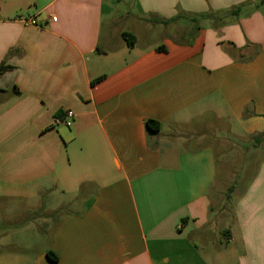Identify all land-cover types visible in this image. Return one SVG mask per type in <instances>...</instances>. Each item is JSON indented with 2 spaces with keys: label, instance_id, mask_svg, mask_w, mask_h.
Listing matches in <instances>:
<instances>
[{
  "label": "crops",
  "instance_id": "crops-1",
  "mask_svg": "<svg viewBox=\"0 0 264 264\" xmlns=\"http://www.w3.org/2000/svg\"><path fill=\"white\" fill-rule=\"evenodd\" d=\"M259 2L0 0V205L42 199L0 264H264V164L224 227L211 195L216 146L264 133Z\"/></svg>",
  "mask_w": 264,
  "mask_h": 264
},
{
  "label": "rangeland",
  "instance_id": "rangeland-1",
  "mask_svg": "<svg viewBox=\"0 0 264 264\" xmlns=\"http://www.w3.org/2000/svg\"><path fill=\"white\" fill-rule=\"evenodd\" d=\"M258 6L261 7L263 5L259 2ZM123 7L124 6L121 8ZM123 9L124 12H129L130 8L125 9L124 7ZM255 10L257 9L255 8ZM143 25L145 26L146 24ZM147 27H150L149 24H147ZM141 33L143 39L151 40L153 43H159L161 40L158 34H150V32H146L144 29H141L140 34ZM233 141L235 144H233V142L222 141L216 146L217 152L221 154L217 157L219 162L218 176L211 195H213L212 203L215 207V217L213 221L217 227L220 228L224 227L226 223H229L236 200L240 194L244 192V189L253 175L259 170L260 166L264 164V142L261 145H255L252 139H233ZM53 190L51 188L49 190L47 189V191L54 192ZM38 200L39 199L36 197L31 201L26 200L22 205H10V208L17 207L20 212L14 221L19 225H14L12 221L7 222L8 219H6V214L8 213V208L7 206L0 205V214L6 219V224L3 225L4 228H12L14 226L16 229L20 228V224L25 222L29 216H32L33 205L37 204L38 206L42 204V199ZM16 211L17 210H15V212ZM222 242L224 243V239H222Z\"/></svg>",
  "mask_w": 264,
  "mask_h": 264
},
{
  "label": "trees",
  "instance_id": "trees-1",
  "mask_svg": "<svg viewBox=\"0 0 264 264\" xmlns=\"http://www.w3.org/2000/svg\"><path fill=\"white\" fill-rule=\"evenodd\" d=\"M260 3H261V5H264V0H260ZM242 6L243 5H239V6L235 7V8H233L232 10H230L227 13V16H229L230 18H232L231 20H233L234 18H238L239 15H240V11H241L240 8ZM182 19H188V20L191 21V23H193L195 25L197 23H199V20H200V18H194V19H192L188 15H178L174 19H170V20H167V21H160V22H157V23H161V24H164V25H170L171 23L177 22L178 20H182ZM122 38H123V40L126 41V43H127V45L129 47H133L136 44V37L132 33L123 32L122 33ZM97 50L99 51L100 49H97ZM157 50H159V51H165V47L164 46H160V47L157 48ZM9 69H12V67L1 65L0 66V73H3V72H5V71H7ZM100 79L101 78L93 81V84L95 82L99 81ZM146 127H147V130H149L151 132H154V133H158L160 131L161 125H160V123H158L156 121L147 120L146 121ZM252 140L255 143V145H261L264 142V133L255 135L252 138ZM85 187H86V184H84V185L81 186V191H80L81 194H82L83 190L85 189ZM47 257L52 262H56L57 261V256L55 254H53L52 252H48L47 253Z\"/></svg>",
  "mask_w": 264,
  "mask_h": 264
},
{
  "label": "built area",
  "instance_id": "built-area-1",
  "mask_svg": "<svg viewBox=\"0 0 264 264\" xmlns=\"http://www.w3.org/2000/svg\"><path fill=\"white\" fill-rule=\"evenodd\" d=\"M52 20L53 21H56V18L53 17ZM20 21L22 23H24L25 25H35L36 24V22L33 19H31V18H24V17H22V18H20ZM74 116H75L74 115V112L71 111V110H69V111H67L65 113L64 122H65V124H66L67 127H70L72 125Z\"/></svg>",
  "mask_w": 264,
  "mask_h": 264
}]
</instances>
